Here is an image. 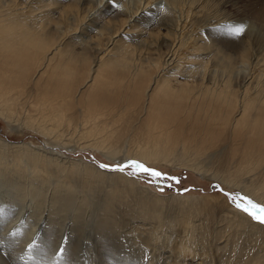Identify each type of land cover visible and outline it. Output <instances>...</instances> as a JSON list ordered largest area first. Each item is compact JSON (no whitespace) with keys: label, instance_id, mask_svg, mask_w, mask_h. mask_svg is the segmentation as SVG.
Instances as JSON below:
<instances>
[{"label":"bare ground","instance_id":"6f19581e","mask_svg":"<svg viewBox=\"0 0 264 264\" xmlns=\"http://www.w3.org/2000/svg\"><path fill=\"white\" fill-rule=\"evenodd\" d=\"M155 1L0 0V120L44 140L0 139V178L31 197L27 264H114V242L124 264H264V225L225 199L160 196L61 152L184 169L264 204V0Z\"/></svg>","mask_w":264,"mask_h":264},{"label":"rangeland","instance_id":"374dc122","mask_svg":"<svg viewBox=\"0 0 264 264\" xmlns=\"http://www.w3.org/2000/svg\"><path fill=\"white\" fill-rule=\"evenodd\" d=\"M158 1L159 0H156L154 2V4L155 5L156 4L161 5L162 3H159ZM249 1L253 2V0H249ZM233 44L235 45L237 43H232V46L234 47ZM7 127L8 126L2 120H0V139L1 140L6 141L7 143H11V144L28 143L31 146H38V145L42 146L44 140H43L42 136H40L39 134H36L35 132L30 131V130L15 131V130L9 129V127L8 128ZM57 150H60V148H57ZM61 152L65 153L66 155H69L75 159L81 158L85 162H88L89 164L94 165L97 168H100L99 164H101V163H103V164H116V163H111V162L107 161L106 159H104L103 157L99 156L98 154H96L92 151H88V150H84V151L73 150L69 154V152L66 149H61ZM129 162H131V161H126L123 163H129ZM145 165H147V164H145ZM147 166L155 168L157 170H160V171L166 173L168 176H173V177L179 178L180 183L175 184L171 180H164L162 182H157V181H155V179L153 177H150L148 175H143V174L130 176L127 173L132 171V169H127L124 173H121V174L127 175L131 179L138 181V184L140 186L149 188L150 190H152L153 192H155L156 194H158L160 196H170V195L182 196V195H184V196H199L201 198L212 197L215 201L220 200V198H223L227 201V204L233 208H235V205L232 203L231 196H243L240 193H238L237 191H232V192L227 191V189H225L223 186H221L219 184L224 189V192H221L218 189L213 187L214 185H217V184L203 182L195 174H192L191 172L184 170V169L171 171V170L156 167V166H151V165H147ZM100 169H102V168H100ZM102 170L107 171V172H116V171H110V170H106V169H102ZM118 173H120V172H118ZM0 179H1L0 180V237H1L0 243L2 242L0 244V264H7V263L8 264H19L20 262H21L20 264H22V263L27 264L26 260L28 257L26 255H28L30 257L32 255H34V256H32V258L29 257L28 259H33V258L35 259V254L31 252L30 248L24 247V246L25 245L31 246L33 243L35 244L36 235H37V234L30 235V236L27 235V233H29V231H31L32 228H30V224L27 223L23 217L26 214L25 212H28V208H30V209L32 208V207H28L29 202L31 201V197H26L23 200L16 198L14 196V193L12 191H10L11 190L10 184L6 180V178L1 177ZM169 184H172L173 186L171 188H169L168 187ZM159 187H164V191L161 192L159 190ZM3 189H4V192H3ZM185 189H187V191H185ZM47 192H49V191H47ZM226 194H231V196L226 195ZM207 205H213V204L207 203ZM68 211L70 212L71 210L66 209V211L64 212L65 213V217H64L65 219H69V218H67L69 216ZM94 211H95V207L93 204L91 205V207H88V210H87V208L81 210L82 219L85 220L86 222L90 223L89 225H92L91 219L94 216ZM64 213H62V214H64ZM86 218H87V220H86ZM62 222H63V219L57 220L55 226L57 227L58 230H60L62 228V226H61ZM262 225H264V224H262ZM125 228L123 229L124 232H126V230H127ZM7 229H10V230H7ZM46 233L47 234L49 233V235H55V236H59V234H60L58 231H54V230L50 231V232L46 231L45 234ZM49 238H53V237L51 236ZM118 240H119V238H118ZM29 241L30 242L32 241V242L28 243ZM114 243H115L114 246H112L115 248L114 249V255H113L114 257L112 256L113 262H114V264H124L123 262H121L119 260V255L117 253L119 245L116 242H114ZM40 246L41 245H39V247ZM127 250H130V249H127ZM144 252H146V251H144ZM146 253H147V259L149 261L151 260L149 262L150 264H159L161 262V261L158 262V261L152 260L151 257H149L148 252H146ZM16 254H17V256H15ZM213 256H214V254H213ZM213 256L210 255V257L207 258V260L212 261L211 257H213ZM82 257H84L83 252H80L81 260H78V262L80 264H88L89 262L85 258L82 260ZM16 258L19 260V263H18V260ZM180 258H181V262H185L184 264H187V263L191 264L192 259H191V256L189 254H185V256L180 257ZM133 260L134 259L130 260V264H136V261L134 262ZM181 262H180V264H181ZM71 264H74V263H71ZM89 264H91V263H89ZM92 264H94V263H92ZM97 264H99V263H97ZM104 264H107V263L105 262ZM172 264H174V263H172Z\"/></svg>","mask_w":264,"mask_h":264},{"label":"snow or ice","instance_id":"6c2138e0","mask_svg":"<svg viewBox=\"0 0 264 264\" xmlns=\"http://www.w3.org/2000/svg\"><path fill=\"white\" fill-rule=\"evenodd\" d=\"M246 28H247L246 24H240L231 29V34L235 36H240L245 32ZM99 167L102 169L116 171L120 173H124L127 169H132V171L127 173L130 176L143 174L153 177L157 182H162L164 180H171L175 184L180 183L179 178L168 176L166 173L157 170L155 168L149 167L138 160H132L129 163H116V164L101 163L99 164ZM172 186H173L172 184L168 185L169 188H171ZM213 187L221 192H224V189L219 184L214 185ZM159 190L163 192L164 187H159ZM185 191H187V189H185ZM226 195L231 196V194H226ZM231 200L238 211H241L253 221H256L259 224H264V204H260L253 201L247 195L231 196Z\"/></svg>","mask_w":264,"mask_h":264}]
</instances>
